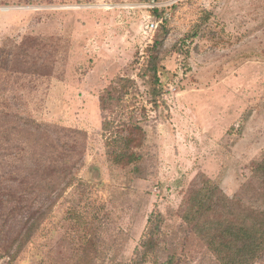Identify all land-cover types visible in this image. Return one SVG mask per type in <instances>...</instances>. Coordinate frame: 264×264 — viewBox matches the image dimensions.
<instances>
[{
	"label": "rangeland",
	"instance_id": "374dc122",
	"mask_svg": "<svg viewBox=\"0 0 264 264\" xmlns=\"http://www.w3.org/2000/svg\"><path fill=\"white\" fill-rule=\"evenodd\" d=\"M0 111V264H136L153 213L144 264H218L181 212L199 175L232 199L264 159V0H0ZM107 121L140 122L138 169L111 162Z\"/></svg>",
	"mask_w": 264,
	"mask_h": 264
},
{
	"label": "trees",
	"instance_id": "16d2710c",
	"mask_svg": "<svg viewBox=\"0 0 264 264\" xmlns=\"http://www.w3.org/2000/svg\"><path fill=\"white\" fill-rule=\"evenodd\" d=\"M142 1L151 3L156 0ZM153 12L157 14L158 10ZM159 63V57L153 56L147 69L155 85L150 93L152 96L158 95L161 84ZM119 83L121 91L113 88L118 92V97L113 96L112 92L101 97L100 102L104 111L108 110L115 100L118 103L123 101L128 94L129 87L134 85L132 79L121 78ZM154 102L158 106L160 101L156 97ZM1 116L2 111H0ZM38 128L41 129L42 126H38ZM104 128L107 133L111 134L109 143L114 141L117 146L109 153L111 162L115 165H134L135 170L138 169V165L144 161V157L135 148L141 146L145 139V131L140 122L113 123L107 121ZM2 189L3 187H0V190ZM4 196L8 195L0 193V198H4ZM46 196L42 194L39 197L41 203ZM0 204L1 207H8L4 203L0 202ZM46 210L42 211L33 207L26 211L22 218L21 241L24 238L31 239L33 237L34 232L47 215ZM181 214L184 224L205 244L206 248L216 257L218 264H257L264 257V159L253 170V179L244 186L240 194L232 199L207 176L199 175L189 192ZM164 224L165 218L162 213L151 215L143 242L138 250L136 264L147 263L154 255L156 258L159 257ZM17 227L19 228V226ZM19 245L21 250L24 246ZM9 250L10 247L6 248V256H11ZM87 257L89 260L92 259L90 254ZM176 263L175 257L168 258L164 262L160 259L155 262V264Z\"/></svg>",
	"mask_w": 264,
	"mask_h": 264
},
{
	"label": "built area",
	"instance_id": "2783aa9c",
	"mask_svg": "<svg viewBox=\"0 0 264 264\" xmlns=\"http://www.w3.org/2000/svg\"><path fill=\"white\" fill-rule=\"evenodd\" d=\"M156 27V23L155 22H151L150 25H148V29L153 30Z\"/></svg>",
	"mask_w": 264,
	"mask_h": 264
}]
</instances>
